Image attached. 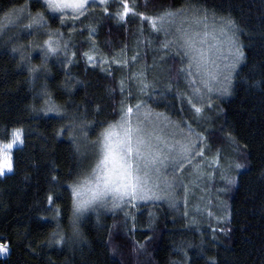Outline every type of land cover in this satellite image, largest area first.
<instances>
[{
    "label": "trees",
    "instance_id": "trees-1",
    "mask_svg": "<svg viewBox=\"0 0 264 264\" xmlns=\"http://www.w3.org/2000/svg\"><path fill=\"white\" fill-rule=\"evenodd\" d=\"M25 2L0 0V24ZM125 2L132 11L121 20ZM193 5L215 10L217 16L230 14L245 53L229 94L210 104L195 99L180 71V55L165 51L163 34L152 32L140 15L182 8L190 14ZM37 9L29 7L30 12ZM46 19L50 30L61 29L64 42L57 35L52 39L68 44L67 56L61 51L49 58L46 73L34 77L26 66L17 67L21 56L12 47L30 54L32 65L41 63L29 46L31 34L13 36L7 48L0 47V146L16 129L23 140L13 150L12 173L0 177V246L7 251L0 264H264V0H109L107 11L97 6L74 24ZM90 28L95 32L90 34ZM140 74L151 85L145 93L138 88ZM45 101L58 106L63 118L45 114ZM141 101L200 134L204 156L216 158L214 186L222 191L224 205L212 207L216 218L190 211L178 217L152 204L90 213L80 221L81 236L74 238L68 189L78 172L70 139L79 135L74 125L89 122V140H95L119 120L122 102L127 107ZM93 162L89 155L84 167ZM61 229L65 239L57 245L53 233Z\"/></svg>",
    "mask_w": 264,
    "mask_h": 264
},
{
    "label": "snow or ice",
    "instance_id": "snow-or-ice-1",
    "mask_svg": "<svg viewBox=\"0 0 264 264\" xmlns=\"http://www.w3.org/2000/svg\"><path fill=\"white\" fill-rule=\"evenodd\" d=\"M108 3L109 0H32L31 5L25 4L20 12H26L30 6L41 9L35 16L28 11L30 22L24 25L26 30L35 28L38 31L46 27V17L49 13L58 14L61 25H64L68 19L74 24L97 6H103L107 11ZM130 11L132 9L125 2L123 13L118 14L119 18L123 20ZM140 15L142 19L149 21L154 32L163 34L162 48L165 51L175 49L180 55L182 65L180 71L193 86V95L202 98L205 90L211 93L219 83V76L223 71L228 73L225 79H229L230 82L232 73L236 72L238 66L245 60L244 50L236 38L239 26L230 14L227 17L217 16L215 10L193 5L190 14L187 9L182 8L164 10L153 17H146L142 13ZM19 20L20 16H17L15 21L10 20L9 23L16 24ZM217 20L222 23L217 25ZM8 31L6 26L0 24V47L7 48L12 42L13 36H8ZM89 31L91 34L95 32V28H90ZM217 33L224 37L220 43L226 44L228 51L227 63L222 67L217 62L216 46L209 43V38L217 39ZM53 35L48 33L49 38L44 41L43 46H37L42 54L39 66L31 64L30 54L25 55L21 48L12 47L11 51L20 53L21 56L17 67L26 66L30 76L35 77L41 70L47 72L50 57H59L61 51L67 56L68 44L61 45L59 39H52ZM55 35L60 36L59 33ZM84 55L89 61L93 59L88 53ZM70 62V60L65 61V63ZM185 65L188 69L186 73L183 67ZM196 77H199V85ZM137 79L139 91L145 93L151 85L145 81L142 74L138 75ZM123 88L121 82L122 93ZM221 90L228 92L226 87ZM42 94L49 95L46 85L42 89ZM45 103L49 105L45 114L53 112L63 118L64 113L58 106L52 105L50 101ZM189 103L197 114H202V109L196 106L194 100L190 99ZM120 113V119L103 128L95 140H89L92 128L89 122L80 121L79 124L74 125L79 128V135L74 134L70 139L77 156L78 172L77 177L68 184V189L71 195L69 225L75 238L81 236L80 221L89 211L98 212L99 208H107L109 204L112 209H116L136 201L163 198L166 195L165 189H170L174 183V180L168 179V175L174 177L176 170L190 158L194 149L200 147L197 141L190 138L181 141L166 135L164 129L172 123L169 117L163 112H154L151 108H147L143 101L127 107L122 102ZM153 117L160 123H153ZM188 132L190 136L193 134L190 126ZM196 135L199 138L200 134ZM13 137L14 142L23 143L19 129L14 130ZM8 147L12 148L13 144H9ZM89 155L94 162L90 167H84V161ZM236 167L241 168L243 165L237 164ZM6 168L9 172L13 170L11 156L7 158ZM4 174L5 165L0 164V176ZM55 179L56 177H53V180ZM227 183L233 184L235 180L228 179ZM48 200L50 203L53 202V196L49 195ZM59 215L60 211L57 209L56 216ZM57 228L60 229L59 222ZM53 236L57 237L53 241L55 244L64 242L62 229L54 232ZM5 251L6 248L0 246V254Z\"/></svg>",
    "mask_w": 264,
    "mask_h": 264
},
{
    "label": "rangeland",
    "instance_id": "rangeland-1",
    "mask_svg": "<svg viewBox=\"0 0 264 264\" xmlns=\"http://www.w3.org/2000/svg\"><path fill=\"white\" fill-rule=\"evenodd\" d=\"M31 2L32 0H26L25 4L30 5ZM23 6L12 10L7 15L5 22H4V26H6L7 28H11L13 30V34L11 36H14V37H21V36L28 35L29 33H31L30 39H34V41L32 40L31 42H29V46H32L33 48H35L36 50L35 53L41 56L42 55L41 51L39 50V47L37 46H40V47L43 46L44 41L49 38L48 33H50V31L54 35L56 33L61 34L60 32L61 29L58 28L59 30L57 29L50 30L48 27L49 22L47 19H46L47 20L46 27L43 29H39L38 31L35 28L27 29V30L24 29V25H27L30 22V17L27 14L28 11L30 10L28 8L26 12L21 13L20 9ZM38 11L40 10L37 9L36 11L31 12L32 16H35L36 12ZM48 15L51 17L58 18V14L49 13ZM70 15L71 14H69V16ZM17 16H20V20L18 23L16 24L9 23L10 20L15 21ZM68 20H71V19H68ZM219 24H221V22L217 21V25ZM151 31H152V27H151ZM223 39L224 37L220 36L218 33H217L216 40H212L211 38H209V43H212L216 46V49H217L216 58H217L218 64H220L221 67L223 66V64L227 63V58H228L227 45L224 43H220V41H223ZM61 42H64V40H62ZM101 63L103 64V62ZM185 70L187 72L188 70L187 67L185 68ZM234 73H232L230 77V82H229V79H225L228 73L226 71H223L221 75L219 76V83L216 84V86L213 88V91L211 93L205 90L203 93L202 100H205L206 103L210 104L212 100L226 97L230 92L229 90L231 88ZM196 79H197V85H199V77H196ZM191 87L193 86L191 85ZM225 87L228 88L227 93L221 90L222 88H225ZM194 97L196 100H199L201 98L198 95H194ZM170 120L172 123L164 129L166 135H169L173 137L174 139L181 140V141H184L190 138L193 141H197L200 147H197L194 149L190 158L185 160L183 163V166L176 170L174 177L170 174L168 175V179L174 180V183L170 189H165L166 195H164L163 198L159 200L136 201L133 203L122 205L121 207L116 208V209H112L111 205L109 204L107 208H99L98 212L89 211L85 213L83 217H85L86 215L90 213L102 214V213H108L110 211L113 212V211L122 210V209L127 210V209H130L131 207L133 208V207H137L140 205H145V204L151 205L152 204V205L164 206L168 210L174 212L175 215L178 217L181 214L186 213L187 211H190L194 215L204 214L208 217L211 215L216 218L215 211H217V209L213 211L212 207L213 208L214 206L222 207L224 205V200L221 197L222 191L220 190V188H215L214 186L217 183V180L214 177V173L212 170L213 168L217 166L215 162L216 158L215 160L206 159V157L204 156V150H205L204 140L203 138H201V136H199L198 138V136L194 132L190 136L188 132V126L181 124L179 122H176L172 119ZM153 123L159 124L160 122L155 121V117H153ZM13 132L14 131H12L11 133L10 140L7 143H4L0 146V164L5 165V174L0 177H4L12 173V171L10 172L7 171V168H6L7 158L9 156H11L12 158L13 150L16 147L20 146V143L14 142ZM9 144H13V147L9 148L8 147ZM201 152L203 153L202 155L200 154ZM169 173H171V169H169ZM161 186L163 187V181H161ZM210 200H213V201H210ZM210 203H211V208L209 209L208 206ZM190 204L192 206L191 208L189 207ZM6 252L7 251H5L3 254H0V257L4 256Z\"/></svg>",
    "mask_w": 264,
    "mask_h": 264
},
{
    "label": "clouds",
    "instance_id": "clouds-1",
    "mask_svg": "<svg viewBox=\"0 0 264 264\" xmlns=\"http://www.w3.org/2000/svg\"><path fill=\"white\" fill-rule=\"evenodd\" d=\"M75 238V237H74Z\"/></svg>",
    "mask_w": 264,
    "mask_h": 264
}]
</instances>
